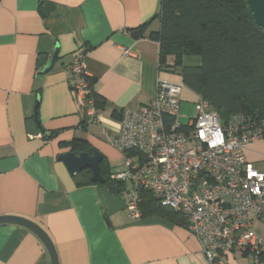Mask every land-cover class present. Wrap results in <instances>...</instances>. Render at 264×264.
I'll list each match as a JSON object with an SVG mask.
<instances>
[{
  "label": "crops",
  "instance_id": "crops-1",
  "mask_svg": "<svg viewBox=\"0 0 264 264\" xmlns=\"http://www.w3.org/2000/svg\"><path fill=\"white\" fill-rule=\"evenodd\" d=\"M44 6L52 7L47 15ZM160 8L161 0H0V216L39 224L59 264H211L183 215L132 218L123 192L91 179L80 183L76 176L90 169L72 176L58 160L81 139L113 173L122 170L113 140L123 110L149 103L161 81L183 83L173 56L160 63ZM56 47L55 66L41 73L40 57ZM78 55L105 102L96 121L72 93ZM183 63L201 65L202 58L188 55ZM197 98L185 86L180 115ZM37 105L41 131L32 135L27 123ZM245 155L264 173L263 140L249 143ZM0 264H51V258L34 232L0 224ZM225 264H264V257L254 262L229 253Z\"/></svg>",
  "mask_w": 264,
  "mask_h": 264
},
{
  "label": "built area",
  "instance_id": "built-area-1",
  "mask_svg": "<svg viewBox=\"0 0 264 264\" xmlns=\"http://www.w3.org/2000/svg\"><path fill=\"white\" fill-rule=\"evenodd\" d=\"M71 70L73 96L96 121L99 110L82 55ZM184 87L161 81L149 103L123 110L113 143L124 154V164L112 178L126 183L124 205L132 218L142 216L144 191L180 212L211 264H225L229 253L259 262L264 255V173L248 162L245 149L264 141V117L240 113L223 120L198 96L194 114L183 123Z\"/></svg>",
  "mask_w": 264,
  "mask_h": 264
},
{
  "label": "trees",
  "instance_id": "trees-1",
  "mask_svg": "<svg viewBox=\"0 0 264 264\" xmlns=\"http://www.w3.org/2000/svg\"><path fill=\"white\" fill-rule=\"evenodd\" d=\"M159 16L161 28L156 37L161 64L173 56L183 84L223 120L240 113L264 117V27L254 21L247 0H161ZM145 26L135 28L136 37ZM188 55L200 56L201 65H184ZM87 78L100 111L105 102L94 91L95 80ZM69 145L76 153L91 150L81 139ZM101 172L106 178L103 185L111 192H123L126 183L113 179L104 161ZM90 176V170H85L76 177L88 184ZM140 208L143 216L171 218L180 213L161 205L148 191L142 193Z\"/></svg>",
  "mask_w": 264,
  "mask_h": 264
},
{
  "label": "water",
  "instance_id": "water-1",
  "mask_svg": "<svg viewBox=\"0 0 264 264\" xmlns=\"http://www.w3.org/2000/svg\"><path fill=\"white\" fill-rule=\"evenodd\" d=\"M247 3L252 12L254 21L258 25L264 27V0H247ZM51 9L52 7L50 6H44L41 11L44 15H47ZM58 52L59 49L56 47L50 56L43 55L40 57L39 60L43 67L41 73H47L53 69L58 59ZM27 126L29 133L32 135L40 134L41 125L38 117V105L35 117L28 120ZM58 160L65 164L72 176L82 172L85 169H90L92 173V182L101 184L106 182V178L101 172L102 154L97 150H94L93 153L87 151L80 153L68 151L60 154L58 156ZM0 224L19 225L34 232L45 245L51 258V264H59L58 255L54 244L50 236L39 224L30 219L14 215L0 216Z\"/></svg>",
  "mask_w": 264,
  "mask_h": 264
},
{
  "label": "rangeland",
  "instance_id": "rangeland-1",
  "mask_svg": "<svg viewBox=\"0 0 264 264\" xmlns=\"http://www.w3.org/2000/svg\"><path fill=\"white\" fill-rule=\"evenodd\" d=\"M194 112H195L194 103L190 104V105H188V104L183 105L181 115L179 116V120L181 122L185 123L187 121V119L189 118L187 116L188 115L192 116ZM121 154H123V153L121 152ZM123 158H124V154H123L122 159Z\"/></svg>",
  "mask_w": 264,
  "mask_h": 264
}]
</instances>
